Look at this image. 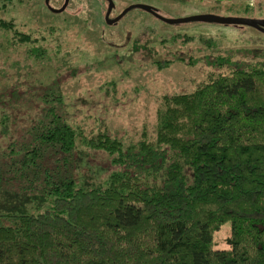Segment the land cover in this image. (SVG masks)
I'll return each instance as SVG.
<instances>
[{
	"label": "trees",
	"instance_id": "1",
	"mask_svg": "<svg viewBox=\"0 0 264 264\" xmlns=\"http://www.w3.org/2000/svg\"><path fill=\"white\" fill-rule=\"evenodd\" d=\"M0 35L2 54L50 58L14 18ZM218 60L230 70L162 94L154 134L127 146L70 121L56 77L0 81V264H264V60Z\"/></svg>",
	"mask_w": 264,
	"mask_h": 264
},
{
	"label": "rangeland",
	"instance_id": "2",
	"mask_svg": "<svg viewBox=\"0 0 264 264\" xmlns=\"http://www.w3.org/2000/svg\"><path fill=\"white\" fill-rule=\"evenodd\" d=\"M63 1L49 0L53 6ZM113 2L112 12L141 3L169 18L213 14L264 19V0ZM247 2L252 7L244 9ZM106 8V0H69L61 11L49 10L45 0H0V18H14L21 29L41 31L50 54L47 60H26L22 47L6 50L9 57L0 52V81L7 77L27 83L38 76L48 82L56 77L70 121L94 136L106 129L127 146L142 139L143 130L148 137L154 134L162 94L191 91L210 74L230 70L226 63L219 65V56L242 63L264 60V31L251 25L201 19L167 22L141 7L108 24L102 20ZM163 60L170 63L159 67ZM91 153L92 169L114 166L105 151ZM229 235L230 222H225L213 231V246L229 248Z\"/></svg>",
	"mask_w": 264,
	"mask_h": 264
},
{
	"label": "water",
	"instance_id": "3",
	"mask_svg": "<svg viewBox=\"0 0 264 264\" xmlns=\"http://www.w3.org/2000/svg\"><path fill=\"white\" fill-rule=\"evenodd\" d=\"M107 8L104 14L105 22L108 24L116 22L118 19H120L126 11H128L132 7H141L146 9L147 11H150L158 18H161L164 21L167 22H180V21H186V20H193V19H201V20H208L218 23H236V24H245V25H251L254 26L262 31H264V19H254V18H247L243 16H219V15H213V14H197V15H189L185 17H176V18H169L161 15L157 10L150 5L141 4V3H134L129 4L125 8H123L115 17L110 18L109 13L111 9L114 6L113 0H107ZM48 2V0H46ZM68 3V0H64L62 5L57 10H63Z\"/></svg>",
	"mask_w": 264,
	"mask_h": 264
},
{
	"label": "flooded vegetation",
	"instance_id": "4",
	"mask_svg": "<svg viewBox=\"0 0 264 264\" xmlns=\"http://www.w3.org/2000/svg\"><path fill=\"white\" fill-rule=\"evenodd\" d=\"M107 1V0H106ZM64 2V1H63ZM62 2V3H63ZM62 3L59 5V6H53V5H51V3L49 2V0H48V2H46V0H45V4L47 5V8L49 9V10H51V11H59V10H57L61 5H62ZM68 3H69V0H68ZM68 3H67V5H68ZM107 4H108V1H107ZM66 5V6H67ZM66 8V7H65ZM64 8V9H65ZM115 8V6H113V8L111 9V11H110V13H109V17L110 18H113V17H115L118 13H119V11L118 12H112L113 11V9ZM61 11V10H60ZM122 18V17H121ZM119 21V19L116 21V22H118ZM116 22H114V23H116ZM111 24H113V23H111Z\"/></svg>",
	"mask_w": 264,
	"mask_h": 264
}]
</instances>
